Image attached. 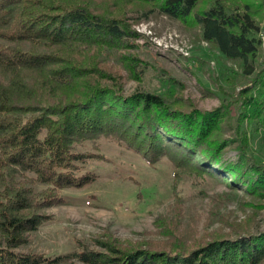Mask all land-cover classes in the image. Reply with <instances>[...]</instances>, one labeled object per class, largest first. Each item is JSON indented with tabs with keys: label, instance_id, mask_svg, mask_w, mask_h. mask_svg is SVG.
<instances>
[{
	"label": "trees",
	"instance_id": "obj_1",
	"mask_svg": "<svg viewBox=\"0 0 264 264\" xmlns=\"http://www.w3.org/2000/svg\"><path fill=\"white\" fill-rule=\"evenodd\" d=\"M240 1L230 8L221 0H0V264L53 262L16 249L42 222L39 209L58 202L62 189L93 178L82 170L94 155L76 146L119 129L130 131L133 149L146 159L167 147L179 157L177 167L231 179L229 187L264 198V164L247 154L242 128L244 120L264 114V66L234 97L236 146L225 136L226 108L202 111L149 91L124 94L122 74L108 66L110 52L122 51L127 77L141 79L145 67L134 54L140 34L132 22L158 12L198 27L202 40L251 75L261 48L255 15L264 0ZM227 147L237 150L233 160L225 158ZM211 165L223 173H211ZM98 244L103 251L72 255L86 264L264 261V233L190 245L172 235L157 247Z\"/></svg>",
	"mask_w": 264,
	"mask_h": 264
},
{
	"label": "rangeland",
	"instance_id": "obj_2",
	"mask_svg": "<svg viewBox=\"0 0 264 264\" xmlns=\"http://www.w3.org/2000/svg\"><path fill=\"white\" fill-rule=\"evenodd\" d=\"M221 1L230 8L242 6L240 0ZM255 18L261 48L251 75L244 74L240 61L225 58L202 40L198 27L158 12L132 22L140 34L134 54L145 67L141 79L127 77L122 51H109L108 66L122 74L124 94L149 91L202 111L226 108L225 136L236 146L240 143L235 129L239 110L234 97L264 66V10ZM242 128L247 154L264 164V114L244 120ZM130 134L119 129L76 146L94 155L82 170L93 178L81 187L62 189L58 202L39 209L42 222L18 252L41 254L53 259L50 264H86L72 253L103 251L98 241L157 247L170 235L190 245L211 236L264 233V198L244 192L240 185L229 187L231 179L197 173L183 164L177 167L179 157L167 147L155 159H146L133 149ZM227 148L225 158H236L237 150ZM195 160L200 162L199 157ZM209 169L213 174L223 173L215 165Z\"/></svg>",
	"mask_w": 264,
	"mask_h": 264
}]
</instances>
